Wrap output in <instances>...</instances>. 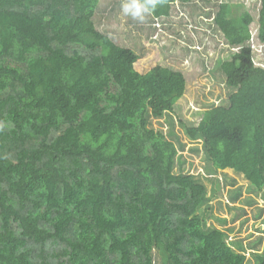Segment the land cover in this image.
I'll return each instance as SVG.
<instances>
[{"label":"trees","instance_id":"16d2710c","mask_svg":"<svg viewBox=\"0 0 264 264\" xmlns=\"http://www.w3.org/2000/svg\"><path fill=\"white\" fill-rule=\"evenodd\" d=\"M156 17L199 0H136ZM100 0H0V264H247L225 230L208 226L211 196L176 172L179 146L152 119L185 95L182 71L135 68L139 55L100 32ZM215 23L229 104L186 126L215 169L264 188V0ZM77 46V47H74ZM80 48H83L82 51ZM262 241V236L258 242ZM264 264V249L251 250Z\"/></svg>","mask_w":264,"mask_h":264},{"label":"rangeland","instance_id":"374dc122","mask_svg":"<svg viewBox=\"0 0 264 264\" xmlns=\"http://www.w3.org/2000/svg\"><path fill=\"white\" fill-rule=\"evenodd\" d=\"M221 3L232 5L231 16L249 11L254 17L251 33L257 32L261 0L175 3L167 17H156L136 0H100L94 22L100 32L139 55L135 64L139 72L162 65L185 74L186 92L174 112L162 119L153 118L151 125L179 146L176 172L192 173L207 185L212 200L200 213L205 214L208 226L225 230L236 251L246 248L247 264H255L251 250L264 249V188L257 190L232 169H215L202 142L192 141L185 128L198 125L205 110L227 106L234 91L221 70V64L234 52L215 23ZM258 42L256 37V49L262 53L264 45ZM154 264H163L162 257L157 255Z\"/></svg>","mask_w":264,"mask_h":264},{"label":"built area","instance_id":"2783aa9c","mask_svg":"<svg viewBox=\"0 0 264 264\" xmlns=\"http://www.w3.org/2000/svg\"><path fill=\"white\" fill-rule=\"evenodd\" d=\"M254 40H255V42H256V39H255V37H254V35H253L252 40H251V42H250V46H251V48L255 51V49H256L257 47H256V45H255ZM240 48H241V47L233 48V49H234V50H239ZM257 51H258V49H256V52H257ZM252 57H253V61H254V63H255L256 66H263V67H264V62L260 59V58H262L260 54H256V53H254Z\"/></svg>","mask_w":264,"mask_h":264},{"label":"clouds","instance_id":"9594fccd","mask_svg":"<svg viewBox=\"0 0 264 264\" xmlns=\"http://www.w3.org/2000/svg\"><path fill=\"white\" fill-rule=\"evenodd\" d=\"M258 45L260 46V45H263V44H261V43L258 42Z\"/></svg>","mask_w":264,"mask_h":264}]
</instances>
